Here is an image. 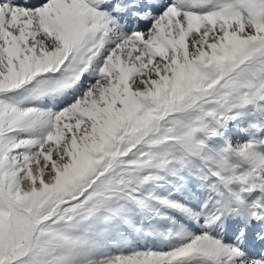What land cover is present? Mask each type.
<instances>
[{"label": "snow or ice", "instance_id": "6c2138e0", "mask_svg": "<svg viewBox=\"0 0 264 264\" xmlns=\"http://www.w3.org/2000/svg\"><path fill=\"white\" fill-rule=\"evenodd\" d=\"M0 264H264V0H0Z\"/></svg>", "mask_w": 264, "mask_h": 264}, {"label": "rangeland", "instance_id": "374dc122", "mask_svg": "<svg viewBox=\"0 0 264 264\" xmlns=\"http://www.w3.org/2000/svg\"><path fill=\"white\" fill-rule=\"evenodd\" d=\"M238 123H240V120H237L236 122L230 123L229 130L226 133V135L233 140H235V139H241V140L247 139V137L243 133H241L238 130V128L236 127V125Z\"/></svg>", "mask_w": 264, "mask_h": 264}]
</instances>
